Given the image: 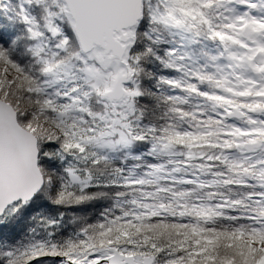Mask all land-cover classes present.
I'll return each mask as SVG.
<instances>
[{
    "label": "snow or ice",
    "instance_id": "1",
    "mask_svg": "<svg viewBox=\"0 0 264 264\" xmlns=\"http://www.w3.org/2000/svg\"><path fill=\"white\" fill-rule=\"evenodd\" d=\"M0 264H264V0H0Z\"/></svg>",
    "mask_w": 264,
    "mask_h": 264
}]
</instances>
